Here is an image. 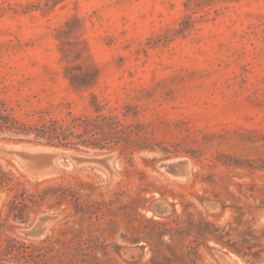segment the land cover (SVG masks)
Returning a JSON list of instances; mask_svg holds the SVG:
<instances>
[{
  "label": "rangeland",
  "instance_id": "obj_1",
  "mask_svg": "<svg viewBox=\"0 0 264 264\" xmlns=\"http://www.w3.org/2000/svg\"><path fill=\"white\" fill-rule=\"evenodd\" d=\"M0 122V264H264V0H0Z\"/></svg>",
  "mask_w": 264,
  "mask_h": 264
},
{
  "label": "trees",
  "instance_id": "obj_2",
  "mask_svg": "<svg viewBox=\"0 0 264 264\" xmlns=\"http://www.w3.org/2000/svg\"><path fill=\"white\" fill-rule=\"evenodd\" d=\"M14 124L16 123L13 120ZM4 123L0 122V130L5 126ZM87 125H96L94 121L85 120ZM24 125V124H23ZM28 130L34 131L35 135L38 137H43L46 139H55L56 142L60 143L62 140H65L64 144H72L73 142L67 141L68 137L75 135L68 127L65 128L61 124H58L56 120H50L48 123H42L39 125L26 126ZM8 129L17 128L15 126H7ZM16 132V131H14Z\"/></svg>",
  "mask_w": 264,
  "mask_h": 264
}]
</instances>
